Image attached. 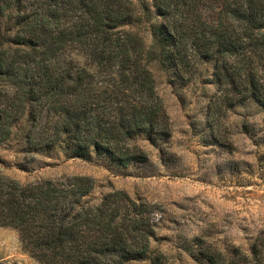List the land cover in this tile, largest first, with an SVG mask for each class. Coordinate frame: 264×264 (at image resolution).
<instances>
[{"label":"trees","instance_id":"obj_1","mask_svg":"<svg viewBox=\"0 0 264 264\" xmlns=\"http://www.w3.org/2000/svg\"><path fill=\"white\" fill-rule=\"evenodd\" d=\"M151 3L147 46L138 29L145 0H0V146L31 160L94 153L122 169L148 162L134 142L172 134L152 63L183 84L212 66L210 127L248 101L264 110V0ZM92 190L87 177L22 184L0 173V226L18 231L38 264H170L151 249L153 206L124 192L86 205ZM198 257L264 264L259 246L232 261L206 247Z\"/></svg>","mask_w":264,"mask_h":264},{"label":"rangeland","instance_id":"obj_2","mask_svg":"<svg viewBox=\"0 0 264 264\" xmlns=\"http://www.w3.org/2000/svg\"><path fill=\"white\" fill-rule=\"evenodd\" d=\"M145 5L149 12L143 13L146 19L138 29L151 46L157 16L151 0ZM151 70L172 134L134 142L147 153L148 162L122 169L94 153L31 160L12 144L0 146V173L22 184L87 177L93 190L86 205H99L109 194L124 192L137 203L153 206L151 249L170 264H207L198 257L204 247L229 261L237 254L252 255L257 246L264 256V110L248 101L210 127L209 103L217 90L210 64L200 65L189 84L169 67L152 63ZM0 264H38L15 229L0 226Z\"/></svg>","mask_w":264,"mask_h":264}]
</instances>
